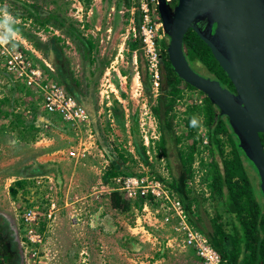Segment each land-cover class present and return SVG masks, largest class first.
<instances>
[{
  "label": "rangeland",
  "instance_id": "374dc122",
  "mask_svg": "<svg viewBox=\"0 0 264 264\" xmlns=\"http://www.w3.org/2000/svg\"><path fill=\"white\" fill-rule=\"evenodd\" d=\"M24 1L36 3L74 22L86 36L93 37L100 60L108 63L106 66L98 64L99 69L97 63L93 65L97 81L86 88L85 61L76 44L52 23L41 25L16 15L23 12V7L16 2L0 0V8L6 6L15 20L17 47L27 51L29 61L41 69L42 78L48 83H58L56 69L35 42H47L53 36H60L70 69L98 104L97 117L93 120L89 116L88 126L60 119L40 108L44 91L37 88L39 92L33 93L36 86L28 87L25 80L16 79L2 65L0 57V253L10 258L1 264H204L194 248L180 244L182 235L176 230L177 220L165 221L166 208L152 199L147 203L144 199L138 202V198L129 197L123 188L125 178H159L169 186L173 181L170 160L160 150L158 141L155 148L145 145L142 137V134L152 136L151 107L160 90L152 88L150 94L146 93L138 53L135 56L136 52L129 48V40L133 38L131 20L137 23L136 7L140 1L132 0L128 6L126 0H92L87 11L80 0ZM161 33L162 53L163 43L168 42ZM189 63L211 77L205 64L196 61L195 65L190 59ZM114 99L124 109L123 124L113 113ZM189 107H195L199 120L194 137L203 142L208 127L194 90H185L178 100L174 109L175 129L180 134L187 132L183 123ZM135 114L146 156L139 154L134 146L131 119ZM31 124L36 128H31ZM87 129L93 136L87 134ZM147 130L150 131L146 133ZM97 131L124 167L122 174L108 182L104 181V175L111 163L99 144ZM155 133L154 140H157L160 138L158 128L153 130ZM194 137H186L180 145L191 144ZM83 140L91 143L90 152L85 157L71 156V148L78 147ZM230 148L226 146L227 151ZM51 162L61 168L59 182L54 169L45 175L25 176L31 174L26 168L31 166L33 170L36 164ZM200 172L197 183H189L188 187L193 186V191L207 197L203 208L213 216L215 201L208 197L210 194L200 180L203 174ZM24 177L27 179L24 184L16 183ZM115 191L120 192L118 202L121 204L124 198L129 200L127 209L114 205L118 198L113 196ZM30 208L38 214L34 222L25 219ZM192 210L195 215L199 214L197 202L193 203Z\"/></svg>",
  "mask_w": 264,
  "mask_h": 264
},
{
  "label": "trees",
  "instance_id": "16d2710c",
  "mask_svg": "<svg viewBox=\"0 0 264 264\" xmlns=\"http://www.w3.org/2000/svg\"><path fill=\"white\" fill-rule=\"evenodd\" d=\"M12 1L23 7V12L16 15L32 19L41 25L52 23L61 29L65 36L76 44L85 61L84 80L86 81V88L88 86L91 87L92 82L96 83L97 76L93 65L97 63V65L106 66L108 61L105 59L103 61L100 60L98 46L93 37L86 36L74 22L69 21L64 16L48 11L36 3L24 0ZM80 2L85 11H87L92 0H80ZM125 2L130 6L132 0H126ZM136 16L139 24L141 11L138 10ZM132 37L129 40V48L130 51L138 53L140 77L146 93L150 94L152 82L142 55V40L139 36ZM61 40L60 36H53L47 42L37 40L35 46L44 53L47 60L56 69L58 83L87 110L89 116L94 120L97 117V100L94 99L90 90H86L82 86V82L70 69L65 51L60 44ZM185 43L188 61L190 59L194 63L199 61L205 64L206 68L214 74L216 79L226 81L234 88L227 74L214 57L211 48L196 32L188 33L185 36ZM167 47L168 44L163 43L160 64V93L151 110L161 135L158 146L170 160L169 167L172 168L173 179L170 186H172V189L178 194L182 202L185 203L191 224L208 237L211 244L221 254L225 264H264V194L260 187V177L257 169L238 144L239 139L233 131L228 117L222 115L219 108L203 92L201 94L204 96V105L201 111H203L204 123L208 127V143L203 145L201 140H196L194 137L193 131H195L196 126H192L190 122L194 116L198 119L195 107H189L187 119L183 123L187 132L180 134L176 131L175 127L177 124H175L176 113L174 109L178 104V100L184 96L185 90L196 88L184 81L176 73L170 62ZM100 67L98 65L97 69ZM112 110L116 119L120 123L123 122L124 109L116 99L113 100ZM55 115L60 119L62 118L59 113H55ZM30 127L36 128L32 124ZM131 133L137 152L146 156L141 141L137 114L131 119ZM98 136L99 144L105 150L111 163L110 168L104 175V181L108 182L111 178L122 174L124 167L121 161L113 156L112 150L105 142L104 136L99 133ZM186 137H194L193 142L180 145ZM261 137L264 144V133H261ZM227 145L231 147L229 151L226 150ZM197 159L200 160V165L204 169L201 182L206 184L210 194L208 197L215 201V213L213 216L209 214L206 208H203L202 203L207 197H202L193 191V186L188 187L189 183L194 182V162ZM30 168L25 170L31 174L25 176L45 175L54 169L58 182L62 179L61 168L56 162L49 164L40 163L36 164L33 170ZM26 180V177H24L17 180L16 183L21 185ZM119 193L117 191L113 192V196L118 197L114 205L127 209L129 200L124 198V203L123 201L122 204L118 202ZM136 200L143 202L141 198ZM194 202H197L200 208L198 215H195L194 210H192ZM0 230H2V226ZM9 259V255L0 253V264L4 261H9Z\"/></svg>",
  "mask_w": 264,
  "mask_h": 264
},
{
  "label": "water",
  "instance_id": "95a60500",
  "mask_svg": "<svg viewBox=\"0 0 264 264\" xmlns=\"http://www.w3.org/2000/svg\"><path fill=\"white\" fill-rule=\"evenodd\" d=\"M168 5L159 0L174 70L228 117L240 147L257 169L264 194V0H179L171 19L163 12ZM198 21L206 23L202 31L195 27ZM190 26L211 48L235 92L191 68L184 51Z\"/></svg>",
  "mask_w": 264,
  "mask_h": 264
},
{
  "label": "built area",
  "instance_id": "2783aa9c",
  "mask_svg": "<svg viewBox=\"0 0 264 264\" xmlns=\"http://www.w3.org/2000/svg\"><path fill=\"white\" fill-rule=\"evenodd\" d=\"M157 5L158 0H140L139 6L136 8L141 11V22L137 26L134 20H131L133 25L131 34L135 37L139 36L142 40L141 49L143 57L146 62L148 74L150 75L152 88L156 91L160 90L161 49L159 47V40L163 37L161 33L163 32L162 22L155 15ZM0 57L3 58L2 65L16 79L25 80L28 87L32 85L36 86L33 93H38L40 89L44 91L45 94L39 103L42 110L48 113H59L64 120L68 122L72 121L74 122L73 124H77L76 122L79 121L85 126L89 125L87 124L89 119L87 110L62 85L54 81L46 82L41 76V69L29 61L27 51L17 47L15 40L7 44H0ZM37 88L40 89L38 90ZM198 98L200 105H203V98L200 96ZM152 118H154V125L149 128L152 136L144 134V144L147 146L152 145L156 148V143L159 138L154 140L157 135L156 133L155 135L153 134V130L158 128V126L154 115H152ZM150 130H147L146 133ZM88 133L91 136L94 134L87 129ZM208 140L207 136H203V142H201L205 145L208 143ZM90 148L92 147L89 140H83L78 147L71 148L70 155L73 157H85L90 152ZM200 171L203 173L204 169L200 165V160L197 159L194 162L193 184L197 183L195 181L197 180V173H201ZM123 183V188L129 197L142 198L146 203L147 200L152 199L159 202L163 208H166L167 216L164 217L165 221L177 220L176 230L178 234L180 233L182 235L180 244L194 248L197 255L204 261V264H225L221 254L211 244L208 237L191 224L182 200L163 179L149 177L125 178L123 179ZM37 215L36 210L30 208L25 213V219L29 222H34L37 220Z\"/></svg>",
  "mask_w": 264,
  "mask_h": 264
},
{
  "label": "clouds",
  "instance_id": "9594fccd",
  "mask_svg": "<svg viewBox=\"0 0 264 264\" xmlns=\"http://www.w3.org/2000/svg\"><path fill=\"white\" fill-rule=\"evenodd\" d=\"M158 7H159V0H158V5H157V10H156L155 15L162 22V19L159 17V13H158L159 8ZM14 24H15V20L13 19L12 15L8 11V8L6 6L3 7V8H0V44H7V43L13 42L15 40L16 35H17V30L14 28ZM135 24L138 26L140 23L138 24V22L137 23L135 22ZM162 27H163V23H162ZM163 32H164V29H163ZM165 34L166 33L164 32V35ZM193 90L198 93V96L203 98V105H204V96L202 94H200L202 91H199L198 89H193ZM190 123H191L192 126L195 127V126H198L199 120L194 116L191 119ZM142 137L144 139L143 134H142ZM159 140H160V138H159Z\"/></svg>",
  "mask_w": 264,
  "mask_h": 264
},
{
  "label": "flooded vegetation",
  "instance_id": "af4514ba",
  "mask_svg": "<svg viewBox=\"0 0 264 264\" xmlns=\"http://www.w3.org/2000/svg\"><path fill=\"white\" fill-rule=\"evenodd\" d=\"M167 1H168V4H169V5H168V7L163 8V12H165L164 15L167 17V19H171V18L173 17V13L175 12L177 5L179 4V0H167ZM158 8H159V7H158ZM158 13H159V17L162 19V15H161V10H160V9H159ZM162 23H163V22H162ZM205 26H206V23H204V21H198V22L195 24V27H198L201 31L203 30V28H204ZM195 27L190 26V27L188 28V30H187L185 36H186L188 33H191L192 31L196 32L197 35L199 36L198 31L196 30ZM215 27H216V25H214V28H215ZM164 37L167 38V42H168L167 44H169L170 39H171L170 36L167 35V34H165ZM199 37H200V36H199ZM200 38H201V37H200ZM184 51H185L186 57H188L187 47H186V43H185V37H184ZM187 59H188V58H187ZM188 62H189V61H188ZM192 63H193V62H192ZM189 64H190V63H189ZM195 65H196V63H195ZM190 66H191V65H190ZM191 68H192L194 71H196L197 73L201 74L202 76H204V77H208V76H205L204 74L198 72L196 69H194V66H193V67L191 66ZM210 75H211V77H208V78H210V79H215V80L220 81L219 79H216V78L214 77V74H213V73H211ZM220 82H221V81H220ZM221 84L223 85V87L229 89V90L232 91V92H235V88H232V86H230L228 83L221 82ZM200 94H201V93H200Z\"/></svg>",
  "mask_w": 264,
  "mask_h": 264
},
{
  "label": "crops",
  "instance_id": "0c3cea01",
  "mask_svg": "<svg viewBox=\"0 0 264 264\" xmlns=\"http://www.w3.org/2000/svg\"><path fill=\"white\" fill-rule=\"evenodd\" d=\"M136 52V51H135ZM136 54H137V52H136ZM138 60V59H137Z\"/></svg>",
  "mask_w": 264,
  "mask_h": 264
}]
</instances>
